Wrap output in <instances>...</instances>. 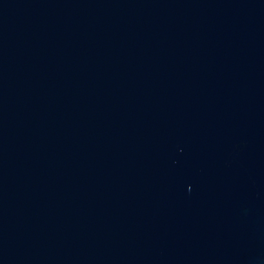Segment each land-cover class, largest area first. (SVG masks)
<instances>
[{"label": "water", "instance_id": "water-1", "mask_svg": "<svg viewBox=\"0 0 264 264\" xmlns=\"http://www.w3.org/2000/svg\"><path fill=\"white\" fill-rule=\"evenodd\" d=\"M0 264H264V0H0Z\"/></svg>", "mask_w": 264, "mask_h": 264}]
</instances>
